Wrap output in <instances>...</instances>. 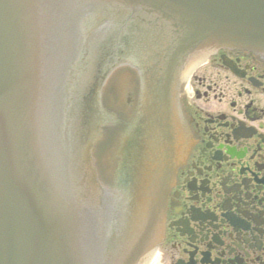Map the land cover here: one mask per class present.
I'll use <instances>...</instances> for the list:
<instances>
[{
  "label": "water",
  "instance_id": "water-1",
  "mask_svg": "<svg viewBox=\"0 0 264 264\" xmlns=\"http://www.w3.org/2000/svg\"><path fill=\"white\" fill-rule=\"evenodd\" d=\"M126 9L152 16L163 42L148 58L136 51L139 114L119 146L114 191L92 152L111 120L100 88L124 62L110 60L126 21L116 27L109 15ZM86 16L95 19L85 40ZM226 46L264 49V0H0V264H143L189 146L173 77ZM131 73L103 86L110 111L128 97ZM108 148L96 147L101 175L115 164Z\"/></svg>",
  "mask_w": 264,
  "mask_h": 264
},
{
  "label": "flooded vegetation",
  "instance_id": "flooded-vegetation-1",
  "mask_svg": "<svg viewBox=\"0 0 264 264\" xmlns=\"http://www.w3.org/2000/svg\"><path fill=\"white\" fill-rule=\"evenodd\" d=\"M180 103L189 149L149 264H264V53L219 49L181 84Z\"/></svg>",
  "mask_w": 264,
  "mask_h": 264
}]
</instances>
